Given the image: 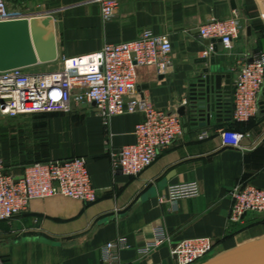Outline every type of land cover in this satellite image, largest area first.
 I'll return each instance as SVG.
<instances>
[{
  "label": "crops",
  "instance_id": "crops-1",
  "mask_svg": "<svg viewBox=\"0 0 264 264\" xmlns=\"http://www.w3.org/2000/svg\"><path fill=\"white\" fill-rule=\"evenodd\" d=\"M16 3L54 18L60 57L98 52L108 44L133 41L144 31L167 37L172 51L166 70L140 67L137 82L139 89L147 87L140 97L176 115L205 67L201 60L213 55L204 57L209 45L199 37V28L213 19L226 20L235 11L242 31L230 49L219 43L214 55L231 76L228 116L219 122L213 116L210 126L197 129L182 122V137L136 177L116 173L109 154L135 142V126L142 119L138 114L115 116L105 125L94 106L84 104L70 114L37 115V122L22 134L2 132L0 156L7 173L18 176L35 162L82 157L97 199L85 204L56 196L33 202L27 211L0 222V264H100L101 250L109 243L116 245L122 264H174L169 244L147 254L139 251L159 231L172 243L211 238L217 243L215 251L222 252L264 238V223L257 216H247L242 225L228 222V193L234 186L247 183L264 190V109L259 106L246 124L231 119L240 67L245 58L264 53V0H121L107 22L93 0ZM262 100L261 93L259 103ZM223 130L250 137L240 149L223 147ZM189 182L198 184V197L167 200L169 186Z\"/></svg>",
  "mask_w": 264,
  "mask_h": 264
},
{
  "label": "built area",
  "instance_id": "built-area-1",
  "mask_svg": "<svg viewBox=\"0 0 264 264\" xmlns=\"http://www.w3.org/2000/svg\"><path fill=\"white\" fill-rule=\"evenodd\" d=\"M0 0V22L40 16L23 12L19 3ZM17 1V0H15ZM100 6L103 21L116 15L121 0H93ZM242 31L235 11L226 20H210L198 30L205 41H220L230 49ZM172 45L165 36L144 31L137 39L105 45L100 51L78 57H60L50 71L17 69L0 73V120L21 116L70 114L81 105H93L104 124L115 116H141L135 126V142L109 154L112 167L123 176L136 177L149 168L159 153L168 149L183 135L181 118L155 108L139 95L137 69L154 67L166 70ZM212 45L204 52L209 57ZM264 81V53L245 58L233 83L231 119L246 124L259 111V96ZM249 133L233 130L220 132L223 147L242 148ZM200 194L196 182L171 185L166 190L170 202L196 198ZM228 222L242 225L247 216H257L264 223V190L247 183L234 186L228 193ZM92 204L97 199L87 170L86 159L75 157L60 161L35 162L24 168L21 175L6 172L0 156V222L28 210L36 201L52 197ZM164 244L170 245L174 264H201L214 254L217 243L202 237L172 243L162 232H156L152 242L139 251L150 253ZM109 243L101 250L100 264H122Z\"/></svg>",
  "mask_w": 264,
  "mask_h": 264
},
{
  "label": "water",
  "instance_id": "water-1",
  "mask_svg": "<svg viewBox=\"0 0 264 264\" xmlns=\"http://www.w3.org/2000/svg\"><path fill=\"white\" fill-rule=\"evenodd\" d=\"M219 43L206 41L207 45H212L213 55L201 60L205 67L190 85L186 104L178 110L183 124L188 123L193 129L210 126L213 116L219 122L220 117L230 112L231 76L214 58ZM59 58L53 17L0 22V73L52 64ZM146 89L143 86L139 92ZM262 97L259 106L264 109V88ZM201 264H264V238L240 244L227 252L216 250Z\"/></svg>",
  "mask_w": 264,
  "mask_h": 264
},
{
  "label": "rangeland",
  "instance_id": "rangeland-1",
  "mask_svg": "<svg viewBox=\"0 0 264 264\" xmlns=\"http://www.w3.org/2000/svg\"><path fill=\"white\" fill-rule=\"evenodd\" d=\"M16 2L17 1L12 0L11 5H13V3L14 5H16ZM20 9L23 12H27V13L34 12L37 13L38 15L43 13V10L41 9H35L33 7H29V5L25 6L24 4L20 6ZM46 66H50V68H46ZM56 66H57L56 63H52L50 65L37 67L35 68V70L50 71V70H54ZM37 117L38 116H21L15 119L0 120V136L2 132H7L12 135H18L19 133L22 134L23 132L30 130V128L34 125V122H37Z\"/></svg>",
  "mask_w": 264,
  "mask_h": 264
},
{
  "label": "bare ground",
  "instance_id": "bare-ground-1",
  "mask_svg": "<svg viewBox=\"0 0 264 264\" xmlns=\"http://www.w3.org/2000/svg\"><path fill=\"white\" fill-rule=\"evenodd\" d=\"M33 17H35V16H33Z\"/></svg>",
  "mask_w": 264,
  "mask_h": 264
}]
</instances>
